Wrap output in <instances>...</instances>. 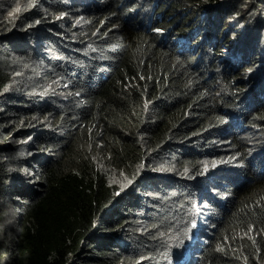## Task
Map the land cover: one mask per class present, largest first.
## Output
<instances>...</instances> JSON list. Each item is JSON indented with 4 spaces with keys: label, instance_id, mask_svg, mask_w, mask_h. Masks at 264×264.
<instances>
[{
    "label": "trees",
    "instance_id": "1",
    "mask_svg": "<svg viewBox=\"0 0 264 264\" xmlns=\"http://www.w3.org/2000/svg\"><path fill=\"white\" fill-rule=\"evenodd\" d=\"M27 3L0 0V264H264V0L57 6L67 16L62 32L78 21L80 42L120 41L112 70H100L103 59L71 79L80 95L72 111L51 98L62 60L31 59L20 46L33 44L39 18L54 31L50 15ZM73 49L64 60L78 59ZM90 80L99 84L86 88ZM39 131L32 155L53 146L49 132L65 145L48 151L54 157L27 189L29 158L18 151ZM169 149L184 157L175 172L202 158L212 165L208 186H191L194 197L211 205L225 195L190 233L191 243L200 240L186 255L178 251L186 225L161 203L166 192L148 203L134 187L142 167L153 169ZM244 161L240 181L234 168Z\"/></svg>",
    "mask_w": 264,
    "mask_h": 264
},
{
    "label": "clouds",
    "instance_id": "2",
    "mask_svg": "<svg viewBox=\"0 0 264 264\" xmlns=\"http://www.w3.org/2000/svg\"><path fill=\"white\" fill-rule=\"evenodd\" d=\"M71 0H28L26 4L27 10L37 9L40 12L48 13L50 15L49 22L53 23L54 31L49 27V24H45L42 26L43 19L39 18L36 21L39 22V27L36 28L35 32L29 35L33 37V44H29L27 47L24 44H21L24 49V52L31 58V59H39L40 54H44L47 61H57L62 60L61 65L59 68H56L53 72H60V77L58 79V84L54 88L51 98L56 99L60 106H68L72 111L74 109V104L77 102L78 91L73 89L71 86V79H75L76 77L83 76L84 71L94 64H99L101 60L107 59V63L103 65L100 69L102 72L106 71L107 69L112 70L111 67L113 66V61L111 60V54L115 51L120 44L119 40L114 39L110 46H106L104 44L96 45L93 42L83 43L80 42L77 34L74 32V27L77 25L78 21H73L74 24L71 25V28L68 33L62 32L61 25L65 22L67 16L64 12L58 14L55 11L57 6L69 5ZM22 5H16V9H21ZM28 38L27 42H30ZM86 42V41H84ZM79 48L78 59L75 61L64 60V55L67 54L70 50H74L73 48ZM111 52H109V50ZM22 50V48H21ZM48 55V58H47ZM65 76V80L62 81V76ZM86 77V76H85ZM99 84L98 80L96 81H87L86 88L88 87H96ZM13 99V98H12ZM14 100V99H13ZM18 101L19 103L16 106L17 108L24 107V100H14ZM62 104V105H61ZM83 106L84 102H81L80 106V113L83 114ZM68 130V129H65ZM70 131V130H68ZM67 131V132H68ZM40 135H34L32 138H27L23 144L20 145L18 154H22L23 156L28 157L29 165L26 168L25 172L27 173L28 181L27 182V189H30L37 181L40 179V169H42L45 165H47L52 157L53 154L48 153L49 150L52 149H61L64 142H59L57 144L56 136L53 132L46 133L47 139L53 141V146L46 149V154L43 155L41 153L42 149L45 147H40L38 149V153L32 155V142L38 137L42 138L44 131H39ZM59 135V134H58ZM32 140V142H30ZM58 145V146H55ZM170 149L167 153V157L165 160H159L155 167L151 170H148V166L144 165L140 170L138 178L134 180V187L136 195L143 201L148 200V203H155L157 202V193H165L164 198H162L161 203H168V207L174 211V216L179 221L183 222L186 225V229L183 232V248L178 250L181 254L186 255L187 248L190 246L191 240L189 238L190 233H195L196 235L199 234L200 227L204 226L207 223V218L209 213L213 211L211 207L216 205V202L219 203L225 199V195L217 196L214 202L210 205L209 200H207L208 205L206 202H201L198 196L194 197L195 194H199L198 187H206L208 186V182L212 179L209 177H203L205 172L210 171L212 165H209L208 159L202 158L199 161V166L192 171H184V169H178L175 172L173 167L174 161L180 162L183 160L179 156V151H173L174 156L171 155ZM198 152V151H195ZM7 159L9 156L7 155ZM38 166V167H37ZM249 169V164L244 162H237L234 168V174L236 177H240L239 180H245L246 176H243ZM176 174L171 177V180L177 184L175 188H173L170 184L171 182L167 180H163L164 177ZM197 173L201 175V177L197 176ZM138 179H141L142 182L138 183ZM183 183V184H182ZM197 183L198 187L196 189H192V185ZM185 185L187 189L183 191L180 190V187ZM26 186V185H25ZM189 186V187H188ZM201 193V192H200ZM235 192H229V194ZM191 214L194 223L191 229L187 227V215ZM200 240V236H198L191 245ZM139 258V257H138ZM139 260H142L140 263ZM138 264H145L143 259H138Z\"/></svg>",
    "mask_w": 264,
    "mask_h": 264
},
{
    "label": "rangeland",
    "instance_id": "3",
    "mask_svg": "<svg viewBox=\"0 0 264 264\" xmlns=\"http://www.w3.org/2000/svg\"><path fill=\"white\" fill-rule=\"evenodd\" d=\"M104 23V21H102V22H100L99 24H103ZM95 31L97 30V28H95L94 29ZM221 142V141H220ZM230 156H231V154H230Z\"/></svg>",
    "mask_w": 264,
    "mask_h": 264
},
{
    "label": "snow or ice",
    "instance_id": "4",
    "mask_svg": "<svg viewBox=\"0 0 264 264\" xmlns=\"http://www.w3.org/2000/svg\"><path fill=\"white\" fill-rule=\"evenodd\" d=\"M17 11H19V9H17Z\"/></svg>",
    "mask_w": 264,
    "mask_h": 264
}]
</instances>
